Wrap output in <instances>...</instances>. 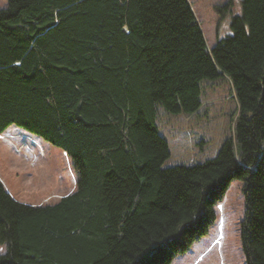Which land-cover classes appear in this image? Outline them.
Segmentation results:
<instances>
[{"label":"trees","instance_id":"16d2710c","mask_svg":"<svg viewBox=\"0 0 264 264\" xmlns=\"http://www.w3.org/2000/svg\"><path fill=\"white\" fill-rule=\"evenodd\" d=\"M232 4L215 7L221 19ZM231 31L209 49L190 0H8L0 135L17 126L61 148L78 178L40 206L0 178V264H171L208 233L234 180L246 264H264V0H243ZM222 76L231 134L212 159L163 167L158 107L195 113L202 81Z\"/></svg>","mask_w":264,"mask_h":264},{"label":"rangeland","instance_id":"374dc122","mask_svg":"<svg viewBox=\"0 0 264 264\" xmlns=\"http://www.w3.org/2000/svg\"><path fill=\"white\" fill-rule=\"evenodd\" d=\"M190 1L209 49L232 34L231 22L241 14L243 0ZM230 1V11L221 19L222 13L215 7ZM6 8L8 0H0V9ZM201 90L202 105L195 113L172 115L158 107L157 126L170 148L165 168L192 166L214 158L231 134V117L237 103L228 79L222 76L203 80ZM0 178L13 199L40 206L56 204L75 192L78 176L72 160L61 148L12 126L0 135ZM242 189L240 180L231 182L208 233L171 264H246L240 232L245 208ZM5 252L6 246L0 243V255Z\"/></svg>","mask_w":264,"mask_h":264},{"label":"crops","instance_id":"0c3cea01","mask_svg":"<svg viewBox=\"0 0 264 264\" xmlns=\"http://www.w3.org/2000/svg\"><path fill=\"white\" fill-rule=\"evenodd\" d=\"M2 180V182H3V179H1ZM4 183V182H3ZM5 185V184H4ZM6 187V186H5ZM7 189V188H6Z\"/></svg>","mask_w":264,"mask_h":264}]
</instances>
